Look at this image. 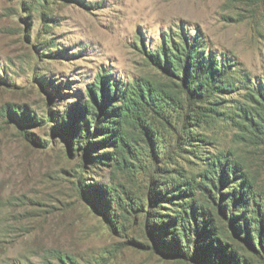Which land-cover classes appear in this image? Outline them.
<instances>
[{"label":"rangeland","instance_id":"374dc122","mask_svg":"<svg viewBox=\"0 0 264 264\" xmlns=\"http://www.w3.org/2000/svg\"><path fill=\"white\" fill-rule=\"evenodd\" d=\"M233 257L264 264V0H0V264Z\"/></svg>","mask_w":264,"mask_h":264},{"label":"trees","instance_id":"16d2710c","mask_svg":"<svg viewBox=\"0 0 264 264\" xmlns=\"http://www.w3.org/2000/svg\"><path fill=\"white\" fill-rule=\"evenodd\" d=\"M211 187L216 188L215 184L212 183V182H211ZM232 217H233V215H232ZM182 231L184 232V236H185V238L187 240V248H190L191 247V242L189 241L190 236L187 235L186 229L183 228ZM259 242H260V240H259ZM250 248H252V250H254V252H256L258 254V251H257L256 247H250ZM188 250H190V249H188ZM173 253L174 252H170V254H173ZM180 254H182V253H180ZM182 256H184V258H186L189 255L185 256V255L182 254ZM231 263H234V264H249V262H247L245 259H241V258H237V257H233L232 260H231ZM210 264H215V263L210 261Z\"/></svg>","mask_w":264,"mask_h":264},{"label":"bare ground","instance_id":"6f19581e","mask_svg":"<svg viewBox=\"0 0 264 264\" xmlns=\"http://www.w3.org/2000/svg\"><path fill=\"white\" fill-rule=\"evenodd\" d=\"M134 1V0H133ZM148 12V11H147Z\"/></svg>","mask_w":264,"mask_h":264}]
</instances>
